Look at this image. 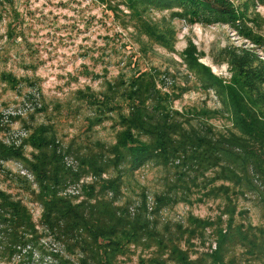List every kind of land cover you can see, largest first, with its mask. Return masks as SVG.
I'll return each instance as SVG.
<instances>
[{
    "label": "trees",
    "instance_id": "trees-1",
    "mask_svg": "<svg viewBox=\"0 0 264 264\" xmlns=\"http://www.w3.org/2000/svg\"><path fill=\"white\" fill-rule=\"evenodd\" d=\"M127 1L144 10L190 7L191 18L199 9L213 19L229 15L213 0ZM255 62H241L229 84L208 78L205 87L216 91L222 110L179 112L173 108L179 89L164 92L143 72L106 83L102 93L87 87L77 94L95 111L86 133L112 122L111 144H64L51 125L33 128L19 147L0 142V158L20 162L32 177L17 181L41 205L44 231L74 258L66 264H121L135 250L137 264H264V66ZM220 118L227 122L221 128L213 123ZM146 167L166 172L152 203L134 180ZM251 195L262 209L258 225L240 221L247 214L240 200ZM209 200L220 202L215 219L163 221L168 208ZM38 226L23 200L0 190V245L7 254L35 248L43 235ZM211 239L207 252L197 249L196 242Z\"/></svg>",
    "mask_w": 264,
    "mask_h": 264
},
{
    "label": "rangeland",
    "instance_id": "rangeland-1",
    "mask_svg": "<svg viewBox=\"0 0 264 264\" xmlns=\"http://www.w3.org/2000/svg\"><path fill=\"white\" fill-rule=\"evenodd\" d=\"M213 1L229 15L234 11L236 18L213 19L201 9L191 18L195 11L190 7L174 4L144 10L127 0H0V142L19 147L33 128L51 125L64 144L73 139L111 144L115 141L112 122L86 133L95 111L77 94L87 87L99 94L106 83L143 72L156 77L164 92L179 89L182 94L173 104L179 112L222 110L220 98L205 87L206 81L213 76L229 84L244 61L264 66V4L261 0ZM213 123L219 128L227 124L221 118ZM68 162L76 160L70 157ZM24 169L20 162L0 158V190L24 201L43 235L35 248L12 256L0 245V264L73 263L74 258L40 225L41 205L17 181L20 176L33 180ZM165 175L164 170L146 167L134 180L148 189L152 203ZM72 192L74 188L67 193ZM219 207L217 200L193 206L181 203L166 209L162 218L171 223H184L191 214L215 219ZM239 210L247 212L241 222H262L255 196L241 199ZM214 242L211 239L204 246L196 242V247L207 252ZM140 255L135 250L134 255L121 258V264H137Z\"/></svg>",
    "mask_w": 264,
    "mask_h": 264
}]
</instances>
